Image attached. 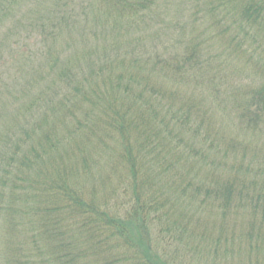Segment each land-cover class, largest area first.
Wrapping results in <instances>:
<instances>
[{
    "label": "trees",
    "instance_id": "trees-1",
    "mask_svg": "<svg viewBox=\"0 0 264 264\" xmlns=\"http://www.w3.org/2000/svg\"><path fill=\"white\" fill-rule=\"evenodd\" d=\"M0 264H264V0H0Z\"/></svg>",
    "mask_w": 264,
    "mask_h": 264
},
{
    "label": "rangeland",
    "instance_id": "rangeland-1",
    "mask_svg": "<svg viewBox=\"0 0 264 264\" xmlns=\"http://www.w3.org/2000/svg\"><path fill=\"white\" fill-rule=\"evenodd\" d=\"M170 38H171L170 36H163V37H160V38H158V39L155 38V39H153V41L155 42V44L159 45V47L163 48V47L161 46V44H164V45L168 46L169 43L171 42V41H170ZM226 73H227V75H228V78H230V79L232 80V82H233L234 80H238L239 77H241V73H239V70H238L237 73H235L234 71H232L231 68H227ZM246 80H247V79H246ZM215 117H218V119H217V122H213V124H215L214 126L217 125L216 128H217L218 130H220V129H221V125H222L221 123H224L225 121L221 119V118H222V115H221V114L216 115ZM225 125H228V124L225 123ZM228 126H229V125H228ZM231 132H232V130H230V131L228 132V134H231Z\"/></svg>",
    "mask_w": 264,
    "mask_h": 264
}]
</instances>
